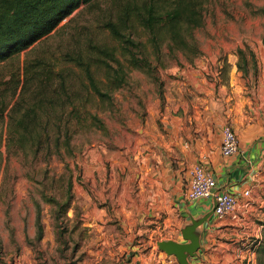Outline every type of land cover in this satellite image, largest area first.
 Listing matches in <instances>:
<instances>
[{
  "label": "rangeland",
  "instance_id": "rangeland-1",
  "mask_svg": "<svg viewBox=\"0 0 264 264\" xmlns=\"http://www.w3.org/2000/svg\"><path fill=\"white\" fill-rule=\"evenodd\" d=\"M112 3L113 0H95L74 10L59 24L60 27L65 24L62 29L58 27L45 38L42 47L47 50L46 56L59 57L63 51L76 47L86 38L111 43L102 22L108 17ZM262 8L264 0H205L203 24L194 31L199 50L197 55L190 59L181 51L170 54L165 48V65L158 63L154 73L131 69L126 84L114 92L112 106L100 113L107 132L95 129L74 137V156L60 159L56 155L49 158L40 155L35 159L21 153H8L3 143L0 264H126L133 257H136L135 264H177L176 259L170 261L168 256L171 255L157 245L168 236L163 213L142 225L145 228L141 230H123V216L117 207L129 202L127 196L134 198L136 192L133 191L139 187L133 184L132 172L128 178L121 172L122 165L127 171L130 169L128 164L135 160L137 150L133 148L139 140L141 153L151 146L148 138L154 136L150 125L156 123L160 126L163 122L152 114H164L166 108L171 110L181 103L178 72L182 68H200L205 80L214 88L210 96L216 101L221 100L223 107L235 99L232 96L227 98L233 86L246 100L257 97L260 83L264 81ZM239 47L254 51L256 73H253L250 62L246 64L247 73L238 68ZM25 57L24 51L0 66L1 73L6 75L12 68L21 66ZM232 78L237 81L236 85H230ZM241 109L250 111L247 102ZM225 124H230L228 119ZM155 160H150L152 166L156 164ZM160 160L165 161L164 155L161 154ZM69 175L72 178L71 198L67 211L62 212L49 198L63 200ZM184 201L188 200L185 198ZM36 204L40 208V238L36 237ZM250 206L251 203L247 208ZM241 208L244 207L239 206L238 212ZM244 215L259 228L258 237L255 232L249 233L246 248L254 253L256 264L255 247L264 229V203L256 214L246 211L231 219L243 224L246 222V219L242 220ZM186 222L182 228L190 223V217ZM220 236L215 238H223ZM128 240L131 242L129 247ZM214 247L210 245L204 251L209 260ZM162 252L166 256L160 255ZM207 259L201 263L210 264Z\"/></svg>",
  "mask_w": 264,
  "mask_h": 264
},
{
  "label": "trees",
  "instance_id": "trees-1",
  "mask_svg": "<svg viewBox=\"0 0 264 264\" xmlns=\"http://www.w3.org/2000/svg\"><path fill=\"white\" fill-rule=\"evenodd\" d=\"M94 1L0 0V66L26 52L21 66L6 75L0 70V164L3 143L8 153L35 159L74 156V137L107 132L100 113L112 106L131 69L154 73L158 63L165 65V48L190 59L199 52L194 31L203 24L205 0H113L102 22L111 43L86 38L59 57L46 56L45 38L62 29L65 24H59L74 10ZM237 54L238 68L247 73L250 62L256 73L254 51L239 47ZM71 185L69 175L63 200L49 198L62 212ZM35 224L40 238L38 204ZM255 252L256 264H264V229Z\"/></svg>",
  "mask_w": 264,
  "mask_h": 264
},
{
  "label": "crops",
  "instance_id": "crops-1",
  "mask_svg": "<svg viewBox=\"0 0 264 264\" xmlns=\"http://www.w3.org/2000/svg\"><path fill=\"white\" fill-rule=\"evenodd\" d=\"M178 76L181 79V103L176 104L174 109L166 108L164 114H152L155 119L159 118L163 122H160V126L156 123L150 125V132L154 136L148 138L151 148L147 147V151L141 153L139 140V144H135L136 147L133 148L137 150L135 160L131 161L134 165L128 164V171L122 165L121 172L126 178L132 172L131 179L135 180L133 184L136 183L139 189L133 191L136 192L133 194L134 198L127 196L129 202L117 207V211L123 216L121 225L126 231L136 228L141 230L145 228L142 225L163 213L168 228V236L164 239L183 242L180 229L187 223V218H199L214 206L213 196L184 201L189 170L194 163H200L210 171L216 182V191L234 193L242 202V192L250 190L251 206L239 209L238 213L241 215L246 211H254L256 214L258 207L263 205L264 81L260 83L257 97L252 100H246L237 93V87H230L227 98L232 96L235 99L223 107L221 100L216 101L210 96L214 88L205 80L200 68L186 66L178 72ZM230 82V85L237 84L234 78ZM245 102L250 111L241 109ZM227 119L237 134L238 150L224 156L221 154L220 144L222 128ZM159 127L163 130L160 131ZM161 154L165 161L160 160ZM151 159H156L154 166L150 163ZM243 219H246L243 224L235 222L230 216L218 219L212 212L196 228L200 247L196 256L188 257L189 263L200 264L202 260H206L204 251L214 245L213 254H209L212 258L207 259L211 261L210 264H249V260L250 264H254V253L246 248L249 233L255 232V237H258L259 228H256L248 216L244 215ZM218 235L223 238L217 240L215 237ZM127 242L130 243L128 247L131 246L130 240ZM240 246L243 248L240 249ZM161 254L166 256L164 252ZM168 258L170 261L176 259L173 255ZM135 259L133 257L126 264H135Z\"/></svg>",
  "mask_w": 264,
  "mask_h": 264
},
{
  "label": "built area",
  "instance_id": "built-area-1",
  "mask_svg": "<svg viewBox=\"0 0 264 264\" xmlns=\"http://www.w3.org/2000/svg\"><path fill=\"white\" fill-rule=\"evenodd\" d=\"M238 150V137L230 124H225L222 128V140L220 151L222 155L229 156ZM216 182L210 171L205 169L200 163H194L189 170L188 186L185 191L187 200H197L209 196L214 197L213 213L218 218L230 216L235 218L239 206L247 207L249 205L250 190L245 189L242 192L243 200L231 192L220 190L216 191Z\"/></svg>",
  "mask_w": 264,
  "mask_h": 264
},
{
  "label": "water",
  "instance_id": "water-1",
  "mask_svg": "<svg viewBox=\"0 0 264 264\" xmlns=\"http://www.w3.org/2000/svg\"><path fill=\"white\" fill-rule=\"evenodd\" d=\"M213 208L199 218H190V223L181 229L183 242L172 239L161 240L157 242L158 248L167 255L175 256L177 264H190L188 257L196 256L197 250L200 247L199 235L196 232V228L208 219L213 212Z\"/></svg>",
  "mask_w": 264,
  "mask_h": 264
}]
</instances>
